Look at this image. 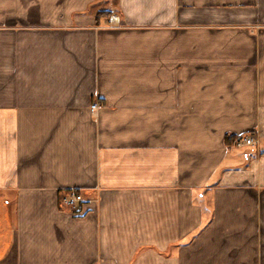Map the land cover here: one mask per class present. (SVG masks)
<instances>
[{"label": "crops", "instance_id": "1", "mask_svg": "<svg viewBox=\"0 0 264 264\" xmlns=\"http://www.w3.org/2000/svg\"><path fill=\"white\" fill-rule=\"evenodd\" d=\"M0 264H264V0H0Z\"/></svg>", "mask_w": 264, "mask_h": 264}, {"label": "built area", "instance_id": "2", "mask_svg": "<svg viewBox=\"0 0 264 264\" xmlns=\"http://www.w3.org/2000/svg\"><path fill=\"white\" fill-rule=\"evenodd\" d=\"M116 21L118 22V18H116ZM99 108V104L97 102L93 103L92 109L97 110ZM242 144L245 145H255L257 143V140L254 135L248 133L245 135L243 140L241 141ZM240 142V143H241ZM66 203L68 204L71 209H77L79 207V204L84 200V196L81 193H78L76 191L69 192V195L65 198Z\"/></svg>", "mask_w": 264, "mask_h": 264}, {"label": "trees", "instance_id": "3", "mask_svg": "<svg viewBox=\"0 0 264 264\" xmlns=\"http://www.w3.org/2000/svg\"><path fill=\"white\" fill-rule=\"evenodd\" d=\"M108 15H110V12H107ZM246 134L243 135H229L226 137V141H236V142H241L243 138L245 137Z\"/></svg>", "mask_w": 264, "mask_h": 264}]
</instances>
